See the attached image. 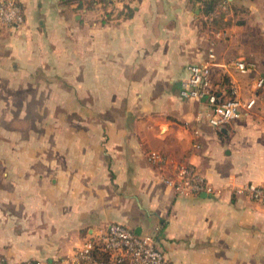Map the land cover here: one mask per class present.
<instances>
[{
    "label": "crops",
    "instance_id": "0c3cea01",
    "mask_svg": "<svg viewBox=\"0 0 264 264\" xmlns=\"http://www.w3.org/2000/svg\"><path fill=\"white\" fill-rule=\"evenodd\" d=\"M228 1L110 0L101 18L78 0H19L24 22L0 29L5 264L65 258L111 222L153 233L167 264H264V207L238 191L264 182V72L228 65L246 50L264 61V0ZM208 61L222 98H256L220 129L179 94L188 64ZM187 164L211 193L164 182Z\"/></svg>",
    "mask_w": 264,
    "mask_h": 264
},
{
    "label": "built area",
    "instance_id": "2783aa9c",
    "mask_svg": "<svg viewBox=\"0 0 264 264\" xmlns=\"http://www.w3.org/2000/svg\"><path fill=\"white\" fill-rule=\"evenodd\" d=\"M85 2L98 11L101 18H106V8L109 0H78ZM226 10L227 2L219 4ZM210 14V13H209ZM211 18L209 17V20ZM24 22V14L19 0H0V29L19 26ZM212 55H210L211 57ZM240 74H249L256 70V63L246 59L232 60L228 64ZM188 76L181 80L179 94L184 99L203 101L205 108L195 116L198 125L220 129L238 118L242 113L251 110L256 98L251 96L246 100L232 96L222 98L212 88L211 63H192L187 66ZM264 86V77L255 79V88ZM197 133V131H195ZM148 159L155 164L164 162L158 152H150ZM164 182L175 192L182 195H199L211 193L213 190L206 183L203 175L194 166L180 165L171 177ZM239 192L246 193L251 200L264 207V182L250 183ZM98 253L100 255H98ZM0 264L4 258L0 256ZM17 264H167L164 253L156 245L153 233L137 234L130 228L118 222L106 225L96 237L86 239L73 254L53 261L24 260Z\"/></svg>",
    "mask_w": 264,
    "mask_h": 264
},
{
    "label": "rangeland",
    "instance_id": "374dc122",
    "mask_svg": "<svg viewBox=\"0 0 264 264\" xmlns=\"http://www.w3.org/2000/svg\"><path fill=\"white\" fill-rule=\"evenodd\" d=\"M252 49H253V47H252ZM257 56L258 55H255L254 50H246V56H243V57H246V58H244L246 60H251V61L255 62L256 63V67L258 66V69L260 68L264 72V69L261 68V67H264V61L260 62V60L258 59L259 56L258 57ZM242 75H246V74H242Z\"/></svg>",
    "mask_w": 264,
    "mask_h": 264
},
{
    "label": "trees",
    "instance_id": "16d2710c",
    "mask_svg": "<svg viewBox=\"0 0 264 264\" xmlns=\"http://www.w3.org/2000/svg\"><path fill=\"white\" fill-rule=\"evenodd\" d=\"M198 1L203 3L204 8H205L204 10L206 12H209L215 9L222 1L227 2V4L229 3L228 0H198Z\"/></svg>",
    "mask_w": 264,
    "mask_h": 264
},
{
    "label": "water",
    "instance_id": "95a60500",
    "mask_svg": "<svg viewBox=\"0 0 264 264\" xmlns=\"http://www.w3.org/2000/svg\"><path fill=\"white\" fill-rule=\"evenodd\" d=\"M137 232V231H136Z\"/></svg>",
    "mask_w": 264,
    "mask_h": 264
}]
</instances>
